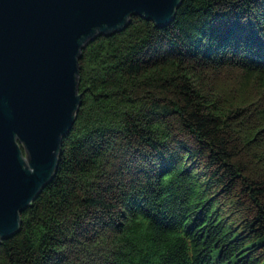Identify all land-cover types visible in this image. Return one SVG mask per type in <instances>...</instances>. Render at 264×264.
<instances>
[{
	"label": "trees",
	"instance_id": "1",
	"mask_svg": "<svg viewBox=\"0 0 264 264\" xmlns=\"http://www.w3.org/2000/svg\"><path fill=\"white\" fill-rule=\"evenodd\" d=\"M77 88L0 264H264V0L132 15L82 48Z\"/></svg>",
	"mask_w": 264,
	"mask_h": 264
},
{
	"label": "water",
	"instance_id": "2",
	"mask_svg": "<svg viewBox=\"0 0 264 264\" xmlns=\"http://www.w3.org/2000/svg\"><path fill=\"white\" fill-rule=\"evenodd\" d=\"M181 2L0 0V239L18 230L20 212L55 173L80 104L82 48L132 15L165 26Z\"/></svg>",
	"mask_w": 264,
	"mask_h": 264
},
{
	"label": "rangeland",
	"instance_id": "3",
	"mask_svg": "<svg viewBox=\"0 0 264 264\" xmlns=\"http://www.w3.org/2000/svg\"><path fill=\"white\" fill-rule=\"evenodd\" d=\"M19 144H20V149H21V152H22V156H25L24 147H23L22 143H19Z\"/></svg>",
	"mask_w": 264,
	"mask_h": 264
}]
</instances>
